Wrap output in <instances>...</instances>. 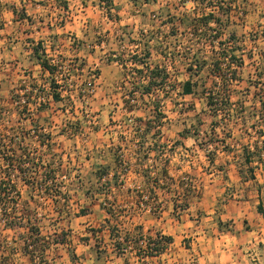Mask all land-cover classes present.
I'll return each instance as SVG.
<instances>
[{"label": "rangeland", "instance_id": "1", "mask_svg": "<svg viewBox=\"0 0 264 264\" xmlns=\"http://www.w3.org/2000/svg\"><path fill=\"white\" fill-rule=\"evenodd\" d=\"M221 1L80 0L76 4L83 10L75 13L68 0L66 8L62 0H37L45 8L38 15L32 8L36 0H0V28L7 22L2 10L14 17L25 12L23 27L0 36L18 31L26 61L31 56L27 41L53 28L51 23L75 16L86 24L85 31L71 27L68 32L86 44L103 45L104 63H115L114 54L130 55L136 44L145 53L152 41V52L165 57L169 67L164 84L153 87L157 96L137 95L129 103L131 86L143 91L146 84L131 75L133 67L118 62L127 75L117 80L116 90L105 99L97 90L81 98L73 86L64 94L66 113L53 104L50 79L45 81L38 67L26 62L22 76L8 82L0 71V180L11 175L18 191L0 203V264H77L85 253L87 264H116L115 251L129 259L135 252L145 260L150 252L157 256L170 249L172 264L180 254L184 264L259 262L255 255L242 258L240 249L264 230V193L262 213L255 203L257 187H264V0ZM217 2L231 8L220 14L222 27L203 24L200 18ZM219 27L226 54L234 56L231 65L210 41ZM119 40L123 46L112 49ZM195 52L196 66L201 65L197 75L186 70ZM215 58L221 62L214 77ZM92 69L100 74L99 67ZM189 78L196 85L183 96L182 84ZM43 99L41 106L35 104ZM135 124L144 127L136 138L141 145L137 166L131 145ZM118 151L129 170L120 166ZM85 155L90 163L85 164ZM24 162L29 163L21 167ZM102 168L110 173L100 177ZM213 183L217 186L210 191ZM129 202L141 205L124 206ZM11 222L14 228L6 225ZM205 228L210 240L202 245L201 260L196 245ZM148 238L155 242L147 254L137 242ZM257 245L264 247L261 241Z\"/></svg>", "mask_w": 264, "mask_h": 264}, {"label": "crops", "instance_id": "2", "mask_svg": "<svg viewBox=\"0 0 264 264\" xmlns=\"http://www.w3.org/2000/svg\"><path fill=\"white\" fill-rule=\"evenodd\" d=\"M25 1L26 0H24V2ZM79 1L80 0H68L69 9L73 8V12L75 11V13L81 12L83 10V8H81L80 6L78 7V4H76V3H79ZM35 6L32 8H34V10L37 12L38 15H43V13L45 14V12H44L45 8L43 6L41 7L39 5V3H37V0L35 2ZM60 8L61 7H59L58 9H60ZM56 10H54L53 12L56 13ZM9 11L2 10L3 15L7 19V22L2 24L3 27L0 28L1 34L3 33L4 30L7 31V29H9V28H12V30H14L13 26L15 27V29H17V28L23 27V25L25 24L23 18H21V20H18L17 18H19V17H17V16L14 17L12 11L11 10H9ZM25 11L28 12V9H26ZM57 11L60 12L59 10H57ZM70 11H72V9ZM51 26H53V28H50L47 31L43 32L42 35L36 36L34 38V40L27 41L28 47H27L26 53L31 55V56L27 57L28 61H26V58L23 54L24 53L23 46H24L25 42L23 43L22 36L18 34V31L17 32L16 31L11 32L12 31L11 30L10 32H6L5 35L0 36L1 79H4L6 82H8L12 78L15 79L13 75H16V77L20 78L22 76V74L24 73V71L27 70L26 69V62H29L32 64L33 67H38V69H39L38 71L40 73H43L44 76L47 75L46 78L44 79L45 81L49 80V79H51L53 74H51V76H50L49 71L45 67H43L42 61L47 59L49 64H50V60L59 59L62 61V63H64L65 65L68 66V74L70 75V77L72 79L73 78H75V79L83 78L84 76L87 75V72L90 69H92L94 67H99L100 74H98L97 92L101 96H103L102 99H105L106 95L108 96V94H111V92H113V90H116L114 87L116 85L117 80L120 78H123V77L126 78L125 75H127V72L124 71L125 69H124L122 64H116L113 62H111L110 64L104 63L105 55L103 54V52H104V50L102 48L103 45H100V44L89 45V44H86V43L80 41L79 39H76L75 37L72 38L71 33L68 32L67 28L72 27V28H75L76 30H79L80 32H82V31H85V27H86V24H83L82 22L77 23V20H75V16L73 19H67L66 18L65 22L62 23V25H60V24L59 25H53L51 23ZM144 29L145 28L140 27V28H138V31L142 30L143 32H146L147 30L146 29L144 30ZM44 35H46V36H44ZM13 36H15V38H13ZM134 43H136V42H134ZM21 44H22V49L19 47V45H21ZM138 44H140V43H138ZM121 45L123 46L122 41H120V40L116 41V42H114V46H113L115 48H112V49H119V47L121 48ZM136 46L138 48L136 47L137 49L134 48V50L131 49L130 55L127 56V54H125V55L119 56V60H121V58H122V62L125 61L124 64L127 67L129 65V66L133 67V69L137 68V70H142V67H145L143 69H146V70H142V72H143L142 74H144V73H146V71L149 72V70L151 68H153L155 65H160V67L165 65V63H166L164 60L165 57L158 58L159 55H155V52H152L151 47H154L152 44V41H148V44L146 45V47L149 50H151V51L146 50L145 53H148L147 55H145V53H142L144 48H143V46H141V44L140 45L136 44ZM41 52H44L45 55L43 54L41 56ZM133 52H135V54H133ZM143 55H145V56L142 59H144L145 62L147 61L145 64L139 62L140 57H142ZM157 58H158V60H156L157 61L156 62L155 59H157ZM137 62H139V63H137ZM156 63H158V64H156ZM112 66H114V67H112ZM110 70H112V71H110ZM133 72H137V71L134 70ZM176 72H177V70H176ZM170 73H172V72H170ZM131 75L133 76L134 74H131ZM137 75L138 76H136V78L140 79L141 74L139 72H137ZM66 79H68L66 77V73H63L61 80H59L60 81L59 84L63 85V88L60 91L61 95L64 93L67 94V92L71 93V91L69 90L71 87L68 84V80H66ZM128 81L131 82V85L137 84L134 81H131V80H128ZM147 81H148V77H146L145 80L141 79L142 83L146 84ZM55 82H56V80H55ZM59 87H60V85H59ZM130 89L131 90L134 89V91L138 90L139 92H142V90L141 91L139 90L140 87L134 88V86L133 87L131 86ZM100 104L103 107H106V108L108 107L106 104V101H104V100H101ZM55 107H56V105H55ZM58 126H59V124L57 125V127ZM112 140H113V138H112ZM137 141H138L137 139H133V138L131 139V145L135 148L133 163L136 160L140 159L139 158V155H140L139 152L140 151L138 148H140L141 145ZM101 151H102V154L106 152L105 148H103ZM85 157H86L85 164H86V162L90 163V161H92V158L89 157L88 155H85ZM134 166H137L136 162H135ZM133 167L130 170H134ZM135 170H137V169H135ZM247 185H249V184H247ZM216 186L217 185L215 183L209 184L210 191H213L212 189H215ZM256 192L258 194L257 196L259 199H257V202H255V203L256 204L260 203L261 207H262V205H263L262 195L264 193V187H261V188L257 187ZM125 203H127V202H125ZM132 203L133 202H129V204H125L124 206L129 205V207L135 208L136 206L141 205L139 202H136L135 204L134 203L132 204ZM146 212L147 211L145 210V213ZM250 213L253 214V213H255V211L251 210ZM263 219L264 218H262V220ZM202 232H204V233L199 232V236L197 237V245H196L197 247L200 248L199 249V253H200L199 257L201 260H202V258L204 259L205 255H206V253H204L206 251H204V247L202 248V245L204 246V243L207 245L209 243V240H210L208 237L209 231L206 230V228H205L202 230ZM201 235L205 236V239H203ZM255 241L256 242H253L252 240L246 239V242L243 243V246L240 249V254L244 253L241 257L242 258L245 257L246 259H248V258L254 259L253 255H255L259 259V262L248 263L246 260L243 263H239V264H264V247L263 246L258 247V245H257L259 241L264 243V230L263 229H262V234L258 235L256 237ZM170 250H168V251H170ZM167 252L165 251L164 253H160L157 256L148 257L145 260L144 259L139 260L137 258V256H135L136 255L135 252H133V254L130 255L131 259L126 258L124 253H121V252L118 253L117 251H115L113 253L115 256L116 264H172L171 261L173 260V258L171 256H172V254H173V256L175 254L174 253L167 254ZM180 256H181V254H180ZM180 256H178V258H176V259H178L176 261V264H180V261L182 262V264H184V262H186L187 259L183 256V254H182V258ZM86 257H87L86 253L82 254L78 259H76L77 264H87L88 259ZM128 261H130V263Z\"/></svg>", "mask_w": 264, "mask_h": 264}, {"label": "trees", "instance_id": "3", "mask_svg": "<svg viewBox=\"0 0 264 264\" xmlns=\"http://www.w3.org/2000/svg\"><path fill=\"white\" fill-rule=\"evenodd\" d=\"M62 1H63V7L66 8L67 7L66 6L67 5L66 4L67 0H62ZM134 1L137 2L138 0H134ZM142 1L146 3V2H155L157 0H142ZM182 2L184 3V1H182ZM221 2L222 1L220 0V3ZM212 8H213V12L211 11L210 13H208L206 15H203L200 18L201 22L203 24H205V25L210 24V23H215L217 25V27H218V25L220 27H222L223 24L221 22L220 14L224 13L223 11H228L231 8H225V7L222 6V4H219L218 2H217V4H213ZM19 17L25 18L26 17L25 12H22ZM61 21H63V20H61ZM60 25H62V22H61ZM220 27L218 28L219 30H216V29L214 30V32H215L213 34L214 36L211 38L210 41L212 43H216L219 46V48L222 50V55L224 56L223 59L224 60L226 59L228 64L231 65L232 63H234V61L232 60V57L234 59V56L231 53L230 54H226V52H225L226 48L223 45H224V43L226 41H223L220 38V36L222 34V31H221ZM228 44H229V42H227V45ZM147 54L148 53H145V55H147ZM190 55H191L190 58H188L189 61H190L189 62L190 65L188 64L186 66V70L187 71L188 70L194 71L193 74L197 75L198 71H199V68L201 67V65L196 66L197 63H198V59H197L198 58V56H197L198 54H197V52H195L194 54H190ZM227 56H228V59H227ZM185 59H187V58L185 57ZM219 59H221V58H215L214 60H212V70H211L212 73L211 74L213 76H214L213 72L219 74V65H220V62H221V60H219ZM119 61L122 62V60H119ZM139 62L143 63V64L146 63L145 61H142V60H139ZM42 65H43V67H45L49 71L50 75L53 74L54 71L56 70V68L54 66L49 64L47 59L42 61ZM134 69L137 72H139L141 74V76H143L142 70H137V68H134ZM231 71H232L231 72L232 77H235V75H236V73L234 74L235 71L233 69ZM146 77H148V81L146 83V86L143 88V91L141 92L140 96L149 95V97H153V96H157V93L154 92L153 87H156V85L157 86H161L162 84H164L165 80L168 78V72L166 71L165 67H160V65H155L153 68H151L149 70L148 75ZM141 79L142 78H140V80ZM194 85H196V84H195V82L192 81L191 78H189L188 80L184 81L183 84H182V95L184 96V95H189V94L193 93ZM58 88H59V84H57L55 82V80L53 78H51L50 79V92L49 93H50V95H52V97H53L55 102H58V101L61 100V94H60L59 91H57ZM134 88H138V87L136 86ZM132 90L134 91V89H132ZM208 103L209 104L212 103V102H210V99L208 100ZM154 106H155V109H157V108L159 109V104L155 103ZM146 131L149 132L150 129L148 128ZM9 160H10V158H8L6 156L5 161H9ZM42 161L43 160H41V162ZM46 167H47V165H46ZM102 169L103 170H99V174L98 175L100 177L106 176V175H108L110 173L109 169H106V168H102ZM19 170H21V169H19ZM21 173L23 175L26 174L23 170H21ZM49 173H52V170H49ZM10 177H11V175L7 176L6 180H0V203L3 202V200H4V198H6L7 194H18V191L16 190V186L12 183V179ZM46 177H48V174L46 175ZM55 191L57 192L58 190H55ZM12 202H13L12 203L13 204V208L15 209L17 200H15V198H13ZM258 209L262 213V207H261L260 203L258 204ZM13 223L11 222L10 224H6V225H8L10 228H14L15 225H13ZM165 239H166V241L168 243H170L172 241L171 237H165ZM147 241H148L149 245L155 242V241H150V238H148ZM155 249L160 251L162 248H155ZM148 255L149 256H155L156 254L150 252Z\"/></svg>", "mask_w": 264, "mask_h": 264}, {"label": "built area", "instance_id": "4", "mask_svg": "<svg viewBox=\"0 0 264 264\" xmlns=\"http://www.w3.org/2000/svg\"><path fill=\"white\" fill-rule=\"evenodd\" d=\"M135 48L137 47L136 45L134 46ZM133 54H135V52H133ZM111 60L112 61H114L116 64L118 63V62H120L119 61V58H118V56L117 55H112V58H111ZM118 64H120V63H118ZM50 65H52V66H54L55 68H56V70L54 71V73H53V75H52V77L51 78H53L54 80H56V82L59 84V80H61V78H62V76H63V73H66V77L68 78V79H66V80H68V84L70 85V91H72V90H74L72 87L74 86V88L76 89V92L80 95V97L82 98V97H84L85 95H91V94H94L95 92H96V90H97V86H98V74H96V73H94V72H92L93 71V69H90L88 72H87V75L86 76H84L83 78H78V81H80V83H78V84H74L73 85V83H74V81H73V79L70 77V75L68 74V66L67 65H65L64 63H62V61L61 60H59V59H57V60H54V59H52V60H50ZM165 68H166V71L167 72H169V67L166 65V63H165ZM164 66H161V67H164ZM143 68H145V67H142V70H146V69H143ZM171 69V68H170ZM131 74H134V75H136L137 74V72H131ZM148 75V71H146V73H144L143 74V76H141L140 78H142V80H145V78H146V76ZM51 76V75H50ZM70 79V80H69ZM58 80V81H57ZM60 85V87L57 89V91H61L62 90V88H63V85L62 84H59ZM68 90V91H69ZM68 93H70V92H68ZM61 94V93H60ZM65 94V93H64ZM64 94H62L61 95V100L60 101H58V102H55L54 101V99H53V97H52V95H50L49 97H51L52 99H53V101L55 102V103H53V104H57V107H58V109L59 110H61V111H63L64 113H66L67 112V103H66V101H65V96H64ZM141 94V92H139L138 90H135V91H132L131 89H130V91H129V93L127 94V96H126V98H127V101H129V103H135L136 101V99L135 98H137V95L139 96ZM79 97V98H80ZM25 102V100H21L20 102H17V104H19V103H24ZM42 103H45V100L43 99V100H41V102H36L35 104L37 105V106H41L42 105ZM132 107V106H131ZM133 108V107H132ZM132 138L133 139H136L137 138V136H138V134H142L143 132H144V127L143 126H136V124H135V126H133L132 128ZM138 142V141H137ZM116 155H117V157L119 158L118 160H119V163H120V166H123V169L124 170H129V167L126 165L128 162H127V160L124 158V154H121L119 151L118 152H116ZM28 163L29 162H24L22 165H21V167H24L25 165H28ZM23 170H24V168H22ZM129 242V241H128ZM138 248H139V251H143V253H147L148 254V252L149 251H151L152 249H151V244L149 245L148 244V241L147 240H145V239H140V240H138Z\"/></svg>", "mask_w": 264, "mask_h": 264}]
</instances>
